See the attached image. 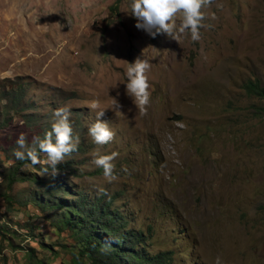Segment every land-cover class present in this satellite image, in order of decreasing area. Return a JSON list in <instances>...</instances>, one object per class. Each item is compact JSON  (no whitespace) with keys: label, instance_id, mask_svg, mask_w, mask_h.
<instances>
[{"label":"rangeland","instance_id":"rangeland-1","mask_svg":"<svg viewBox=\"0 0 264 264\" xmlns=\"http://www.w3.org/2000/svg\"><path fill=\"white\" fill-rule=\"evenodd\" d=\"M130 3L0 0V225L19 231L0 233V264H89L62 246L75 240L53 221L56 210L23 203L39 186L5 178L19 135L31 145L64 106L79 143L63 161L79 164L63 177L117 198L130 226L152 235L151 251H174L176 264H264V97L247 88L264 87V0H211L197 42L137 29ZM138 58L149 63L144 113L126 93ZM19 89L21 105H34L22 114L6 107ZM98 111L115 134L103 145L88 135ZM112 153L109 182L93 160ZM39 159L20 174L53 173L40 167L47 155Z\"/></svg>","mask_w":264,"mask_h":264},{"label":"trees","instance_id":"trees-1","mask_svg":"<svg viewBox=\"0 0 264 264\" xmlns=\"http://www.w3.org/2000/svg\"><path fill=\"white\" fill-rule=\"evenodd\" d=\"M111 9L116 13L120 11L118 5H112ZM247 88L250 93L264 97V87L259 81H250L247 83ZM24 96L21 89L14 93L11 101L12 106L9 103L6 104L9 111L16 109V113L21 112L22 114L27 108H34V105L25 102L21 105V98ZM50 130L51 126L47 127L40 138L42 139L44 134ZM14 157L10 156L9 158L12 161ZM28 163L31 162L27 159H14L5 178L9 180L10 186L16 179L31 181L39 186L40 189L34 190V193L28 195L23 203L25 205L35 204L43 211L50 208L57 211L54 213L53 221L57 223L61 231L68 230L70 236L75 240L73 244H62L74 254L76 257L74 262L77 263L87 258L89 264H176L174 251H151L149 244L152 235L148 234L146 237L143 229L138 230L130 226L131 215L120 209L119 204L116 203L117 198L96 194L91 189L78 186L68 177H63L62 172L77 174L79 163L76 160L66 159L60 162L56 167L55 174L48 163L41 165L40 167H43V170L46 169V172H53L43 178L38 176L28 178L25 174H20L22 167ZM8 200L13 201L11 195H8ZM25 226L28 229L25 233L26 236H36L35 227L29 224H25ZM7 231L19 235V231L0 225V233L3 238H9L10 234ZM10 244L14 247L17 246L15 241ZM30 253V257L35 259L34 248ZM58 253L57 249L55 257L58 256ZM33 264H49V262L41 259ZM64 264L68 263L64 261Z\"/></svg>","mask_w":264,"mask_h":264},{"label":"clouds","instance_id":"clouds-1","mask_svg":"<svg viewBox=\"0 0 264 264\" xmlns=\"http://www.w3.org/2000/svg\"><path fill=\"white\" fill-rule=\"evenodd\" d=\"M210 3L211 0H131L130 9L131 15L136 19L137 29L144 30L153 38L166 34L177 40L178 36L190 33L191 41L197 42L201 39V29L205 27V13L202 8ZM148 70L149 63L138 58L129 63L125 74L126 93L141 113L146 112L150 103ZM117 107L120 108V105ZM104 115L105 111H98L95 122L88 129V135L97 145L107 144L115 135L108 122L101 119ZM52 116L51 130L46 132L42 139L36 137L29 145L26 136L21 133L16 140L17 147L13 155L17 160L27 159L32 165H36L41 162L39 154L45 153L47 163L55 174L57 165L64 157L77 150L79 137L73 136L71 112L67 106L57 108ZM115 157L116 153L96 154L93 160L97 167L103 169V174L109 182L117 178L114 173L115 165L112 163ZM215 264H223V261L217 257Z\"/></svg>","mask_w":264,"mask_h":264}]
</instances>
